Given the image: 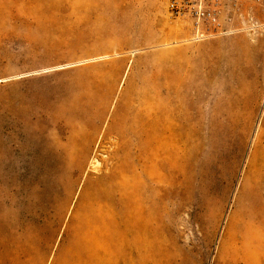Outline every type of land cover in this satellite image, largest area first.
<instances>
[{
    "label": "rangeland",
    "instance_id": "374dc122",
    "mask_svg": "<svg viewBox=\"0 0 264 264\" xmlns=\"http://www.w3.org/2000/svg\"><path fill=\"white\" fill-rule=\"evenodd\" d=\"M166 2L0 0V264H264V28L192 40Z\"/></svg>",
    "mask_w": 264,
    "mask_h": 264
},
{
    "label": "built area",
    "instance_id": "2783aa9c",
    "mask_svg": "<svg viewBox=\"0 0 264 264\" xmlns=\"http://www.w3.org/2000/svg\"><path fill=\"white\" fill-rule=\"evenodd\" d=\"M226 1L225 6L220 0H167L166 10L171 19L190 28L191 38L196 41L239 33L253 36L264 28L250 9L240 11V0ZM255 1L264 5V0Z\"/></svg>",
    "mask_w": 264,
    "mask_h": 264
},
{
    "label": "crops",
    "instance_id": "0c3cea01",
    "mask_svg": "<svg viewBox=\"0 0 264 264\" xmlns=\"http://www.w3.org/2000/svg\"><path fill=\"white\" fill-rule=\"evenodd\" d=\"M148 103L149 102L141 105L143 107L142 111H139L136 115L121 118L119 126L122 128L123 132L129 135H143L148 134L151 131L154 117L147 109H145V106L148 107ZM137 139L140 138L137 137Z\"/></svg>",
    "mask_w": 264,
    "mask_h": 264
},
{
    "label": "bare ground",
    "instance_id": "6f19581e",
    "mask_svg": "<svg viewBox=\"0 0 264 264\" xmlns=\"http://www.w3.org/2000/svg\"><path fill=\"white\" fill-rule=\"evenodd\" d=\"M171 78H174V74L171 73L170 74ZM168 104H169V107H170V110L173 111L175 110L176 106H177V98L174 97V94L172 91L169 92V98H168ZM176 116V114L174 113V117ZM178 123L176 126L175 125H171L168 127L167 131L170 133L171 136H175L176 133L181 129V124H183V121L179 118L178 116ZM182 137H179L178 139H174V142H175V146L173 148V150L175 149L176 151L179 152V150L181 149V145L182 146H186V142L185 141H182L181 139ZM260 142V141H259ZM164 144V143H163ZM158 145H160V140L159 138L154 134V136L152 137V154L153 156L156 158L159 154V151H158ZM177 152V153H178ZM194 158H198V155H194ZM263 183H264V180H263ZM256 187H258L256 185Z\"/></svg>",
    "mask_w": 264,
    "mask_h": 264
}]
</instances>
